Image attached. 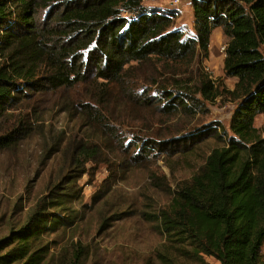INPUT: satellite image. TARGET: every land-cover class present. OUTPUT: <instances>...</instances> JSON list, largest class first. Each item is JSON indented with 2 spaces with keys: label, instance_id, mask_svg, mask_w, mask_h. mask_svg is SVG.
Listing matches in <instances>:
<instances>
[{
  "label": "trees",
  "instance_id": "16d2710c",
  "mask_svg": "<svg viewBox=\"0 0 264 264\" xmlns=\"http://www.w3.org/2000/svg\"><path fill=\"white\" fill-rule=\"evenodd\" d=\"M192 11L190 35L175 27L176 9L146 7L143 0H0V118L19 93L72 88L90 77L146 106L159 102L168 114L191 116L204 102L228 96L235 106L224 137L216 135L220 127H202L146 148L141 141L131 155L123 139L118 143L134 160L141 151L188 152L211 132L224 142L154 215L164 243L146 264H207L205 257L219 264H264V136L254 125L264 117V0H192ZM216 28L226 38L223 76L236 79L232 91L202 66ZM148 64L159 69L148 76L141 70ZM90 109L83 106L85 113ZM98 122L114 126L103 116ZM13 140L0 136V146ZM76 149L73 168L101 154L91 144ZM64 176L23 225L0 239V264L44 263L50 251L44 237L83 221L79 209L67 207L78 176ZM84 254L75 246L71 259L56 264H82Z\"/></svg>",
  "mask_w": 264,
  "mask_h": 264
},
{
  "label": "rangeland",
  "instance_id": "374dc122",
  "mask_svg": "<svg viewBox=\"0 0 264 264\" xmlns=\"http://www.w3.org/2000/svg\"><path fill=\"white\" fill-rule=\"evenodd\" d=\"M143 4L176 9L175 27L194 34L192 0H143ZM225 43L222 29L216 28L210 38L209 57L202 66L232 91L236 79L223 76ZM154 69L159 66L141 67L148 76ZM27 93L17 94L0 118V136L13 135L14 139L7 147L0 146V239L23 225L36 202L51 187L67 180L64 175L78 176L81 171L67 207L79 209L83 221L59 227L44 237L50 251L42 264H56L62 258L68 261L75 246L84 249L82 264L151 261L164 243L158 223L151 220L169 203L176 187L201 167L210 151L224 145L216 135L224 137L223 129L229 132L234 103L223 95L213 103L204 102V107L191 116L168 114L160 109L159 102L146 106L140 103L143 99L117 86L95 84L93 77L72 88ZM86 105L92 106L89 113L83 111ZM102 116L114 126H102L98 122ZM254 125L264 136V117L257 116ZM208 126L220 129L215 130L216 135L211 132L191 144L188 152H178V147L163 152L141 151L131 160L118 143L123 139V145L131 147V155L141 141L146 148L153 141L166 142ZM111 127L120 132L114 134ZM79 143L95 145L101 154L86 166L73 168V163H79L73 156ZM262 256L264 259V246ZM205 261L219 264L211 257Z\"/></svg>",
  "mask_w": 264,
  "mask_h": 264
},
{
  "label": "built area",
  "instance_id": "2783aa9c",
  "mask_svg": "<svg viewBox=\"0 0 264 264\" xmlns=\"http://www.w3.org/2000/svg\"><path fill=\"white\" fill-rule=\"evenodd\" d=\"M224 49H225V46L224 47H222V50L224 51Z\"/></svg>",
  "mask_w": 264,
  "mask_h": 264
},
{
  "label": "crops",
  "instance_id": "0c3cea01",
  "mask_svg": "<svg viewBox=\"0 0 264 264\" xmlns=\"http://www.w3.org/2000/svg\"><path fill=\"white\" fill-rule=\"evenodd\" d=\"M218 29H220V28H218Z\"/></svg>",
  "mask_w": 264,
  "mask_h": 264
}]
</instances>
